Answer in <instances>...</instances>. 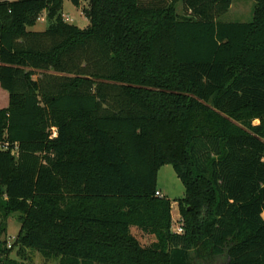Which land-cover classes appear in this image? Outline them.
Masks as SVG:
<instances>
[{
    "label": "trees",
    "instance_id": "16d2710c",
    "mask_svg": "<svg viewBox=\"0 0 264 264\" xmlns=\"http://www.w3.org/2000/svg\"><path fill=\"white\" fill-rule=\"evenodd\" d=\"M86 1L81 29L63 0H0V237L18 213L14 244L59 264H264V0L248 22L217 20L235 0Z\"/></svg>",
    "mask_w": 264,
    "mask_h": 264
},
{
    "label": "rangeland",
    "instance_id": "374dc122",
    "mask_svg": "<svg viewBox=\"0 0 264 264\" xmlns=\"http://www.w3.org/2000/svg\"><path fill=\"white\" fill-rule=\"evenodd\" d=\"M254 0H235L232 2L229 10L223 15L219 16V22H248L252 18L254 8ZM88 7L86 0H79L78 6H75L71 0H63L62 17L63 19L73 25L84 29L88 26L89 20L85 17L84 10ZM176 13L181 15L180 2L176 3ZM47 27L45 15L42 13L36 24L29 27L28 30L43 31ZM51 72V71H50ZM43 72L37 71L34 79L39 77ZM7 105V98L2 89H0V108ZM253 124H258L259 120L252 121ZM157 188L165 194L167 199L171 202L172 225L171 230L178 224L181 226L180 217L178 219V210L176 200L184 196V187L177 178L171 165L162 166L157 173ZM19 214H11L6 221L5 232L1 235L0 240L4 241L7 248L6 258L9 264H59L60 257H45L40 252L28 248L20 247L14 244L17 234L20 230ZM178 219L179 222H176ZM177 223V224H176ZM131 233L139 240V242L146 246L154 241L151 235L142 233L139 229L132 227ZM216 264H224L221 259L216 260Z\"/></svg>",
    "mask_w": 264,
    "mask_h": 264
},
{
    "label": "built area",
    "instance_id": "2783aa9c",
    "mask_svg": "<svg viewBox=\"0 0 264 264\" xmlns=\"http://www.w3.org/2000/svg\"><path fill=\"white\" fill-rule=\"evenodd\" d=\"M156 196L162 197L163 195L160 194V192L157 191L156 192ZM176 222H179V221L176 220ZM172 232H174L176 234H181L183 232V230H182V227L178 224L174 229H172Z\"/></svg>",
    "mask_w": 264,
    "mask_h": 264
},
{
    "label": "crops",
    "instance_id": "0c3cea01",
    "mask_svg": "<svg viewBox=\"0 0 264 264\" xmlns=\"http://www.w3.org/2000/svg\"><path fill=\"white\" fill-rule=\"evenodd\" d=\"M157 191L160 192V194H162L163 196H165V194L161 191V189L157 188ZM176 205H177V203H176ZM171 217H172V213H171ZM178 219H179V215H178ZM172 220H173V217H172Z\"/></svg>",
    "mask_w": 264,
    "mask_h": 264
}]
</instances>
